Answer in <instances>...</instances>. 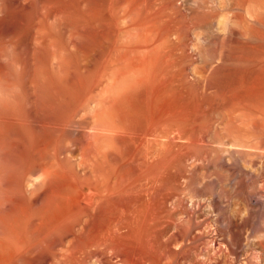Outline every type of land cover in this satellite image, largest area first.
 Instances as JSON below:
<instances>
[{"label": "bare ground", "instance_id": "obj_1", "mask_svg": "<svg viewBox=\"0 0 264 264\" xmlns=\"http://www.w3.org/2000/svg\"><path fill=\"white\" fill-rule=\"evenodd\" d=\"M148 8L0 0V264H174L168 162L188 110L169 104L168 25ZM220 17L212 43L228 58L222 49L246 32ZM208 138L193 144L211 148ZM252 248L264 260V241Z\"/></svg>", "mask_w": 264, "mask_h": 264}, {"label": "rangeland", "instance_id": "obj_2", "mask_svg": "<svg viewBox=\"0 0 264 264\" xmlns=\"http://www.w3.org/2000/svg\"><path fill=\"white\" fill-rule=\"evenodd\" d=\"M149 1L138 0L149 7L156 26L168 25V36L161 43L170 65L169 104L188 110L183 147L174 148L168 162L167 193L173 200L169 221L175 223L168 236L176 253L171 252V260L174 264H264L257 258L261 253L252 248L264 241V0ZM246 12L255 22L251 18L244 22ZM218 14L234 17L235 31L246 32L222 49L230 51L228 58L212 43ZM201 34L209 36L206 45L195 48L194 39ZM208 49L215 52L207 56ZM208 57L213 58L208 62L204 59ZM198 133L209 137L213 146L194 145ZM239 144L250 154H231L242 150L234 146ZM179 198L188 200L187 208L179 205Z\"/></svg>", "mask_w": 264, "mask_h": 264}]
</instances>
